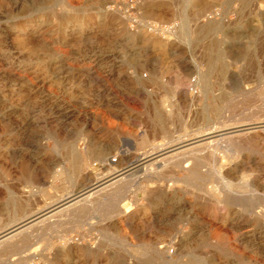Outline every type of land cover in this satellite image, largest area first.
<instances>
[{
  "label": "rangeland",
  "instance_id": "obj_1",
  "mask_svg": "<svg viewBox=\"0 0 264 264\" xmlns=\"http://www.w3.org/2000/svg\"><path fill=\"white\" fill-rule=\"evenodd\" d=\"M259 121L264 0H0V231L147 150ZM236 139L240 164L201 148V174L159 168L118 214L39 223L0 264H264V129Z\"/></svg>",
  "mask_w": 264,
  "mask_h": 264
},
{
  "label": "bare ground",
  "instance_id": "obj_2",
  "mask_svg": "<svg viewBox=\"0 0 264 264\" xmlns=\"http://www.w3.org/2000/svg\"><path fill=\"white\" fill-rule=\"evenodd\" d=\"M207 10L208 8H205L203 11L206 12ZM256 129H264V121L255 123L248 122L230 127L227 126L226 128L213 131L210 130L207 133L204 132L192 138L182 139L177 143L164 147L159 146L160 148L155 150H147L142 157L140 156L141 158L131 162L130 165L114 170L110 175L97 179V181L91 185L84 186L77 191L69 190L58 192L51 197L49 201H45L43 207L36 209L31 215L0 231V248L7 250L16 248L34 239L38 241L40 237L49 233V229L56 224L52 223L54 224L53 226L51 223L46 226L43 224L41 229L40 227L38 229L34 228L39 223H43L47 220L51 222V220L55 218L57 219L56 222H59L57 224V226H59L62 225V223H60L63 222L62 220L88 214L91 211H105L106 206H108V209H110L112 213L118 214L121 201L124 198L131 193H135V197L139 200L138 190L141 189L146 191L141 184L143 178L156 177L159 168H164L175 162L183 166V169L188 170L191 174L199 175L202 173L201 161L203 156H201V148L208 149L210 154L216 157L217 162L232 168L242 161L240 152L245 146V142L236 138ZM227 140L230 141L228 145L227 143L222 144ZM212 158L215 159L214 157ZM185 162L188 163L184 164ZM241 164L243 165V162ZM139 171H142L143 175L133 177L137 174L136 172ZM216 172L222 176L220 168H216ZM225 182L230 191L239 190V187L237 188L236 185V187L232 186L233 189H231L229 180L226 179ZM241 189L243 188L241 187ZM26 249L29 250L28 248ZM169 252V250L165 252V259L167 262L172 258ZM31 255L29 257H32ZM34 259V256L33 259L27 258L28 261L26 260V264H31V261Z\"/></svg>",
  "mask_w": 264,
  "mask_h": 264
}]
</instances>
